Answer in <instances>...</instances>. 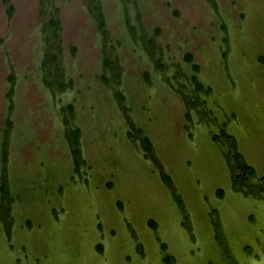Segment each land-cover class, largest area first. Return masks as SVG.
<instances>
[{"label": "rangeland", "instance_id": "374dc122", "mask_svg": "<svg viewBox=\"0 0 264 264\" xmlns=\"http://www.w3.org/2000/svg\"><path fill=\"white\" fill-rule=\"evenodd\" d=\"M261 57L264 0H0V264H249Z\"/></svg>", "mask_w": 264, "mask_h": 264}, {"label": "trees", "instance_id": "16d2710c", "mask_svg": "<svg viewBox=\"0 0 264 264\" xmlns=\"http://www.w3.org/2000/svg\"><path fill=\"white\" fill-rule=\"evenodd\" d=\"M53 23L58 24V21H53ZM261 58H262V60H264V57H261ZM195 68L199 69L200 66L198 64H195ZM194 81H195L196 87L199 91L205 90L204 83L199 80L197 75H194ZM123 96H124L123 94H120L121 98ZM69 109L72 111L74 109V107L72 105H70ZM132 127L135 130L137 129L140 132V134L142 135V142H143V147H144L145 151L147 153H151L154 149V144H153L152 138L148 134L145 133V130L143 128H139L133 120H132ZM72 134H73V138H74V145L76 146L75 147L76 149H74L75 155L80 156L81 153H80L79 147H77V145L80 144V139H79L80 129L79 128L72 129ZM131 134L132 133L130 132L129 135H131ZM222 135H223V137H225L226 141H229V142L231 141V139H230V137H229V135L225 129L222 131ZM231 154H232V152H231ZM236 158L243 163L240 165L241 171L237 175L238 181L242 182L245 179H252L254 176V173H255L254 169L252 167H250L247 163H245L244 156L241 153L236 154ZM166 180L173 182L172 177L169 174L166 175ZM108 186H109V188H114L115 183L113 181H110L108 183ZM4 191L6 193V190H4ZM218 194L220 196H224L225 192L223 189H220L218 191ZM18 196H19L18 198L22 197L20 192H19ZM123 205H124L123 200H119V206L123 207ZM54 208H57V207H54ZM152 224L155 225L156 222L154 220H152ZM99 247H100V249H102V245H99ZM169 263L173 264L170 260H169Z\"/></svg>", "mask_w": 264, "mask_h": 264}, {"label": "flooded vegetation", "instance_id": "af4514ba", "mask_svg": "<svg viewBox=\"0 0 264 264\" xmlns=\"http://www.w3.org/2000/svg\"><path fill=\"white\" fill-rule=\"evenodd\" d=\"M249 248H251L252 250V256L248 263L249 264H264V245L262 246L263 251L256 253V255H255V249L252 246ZM232 264H238V263L233 261Z\"/></svg>", "mask_w": 264, "mask_h": 264}]
</instances>
